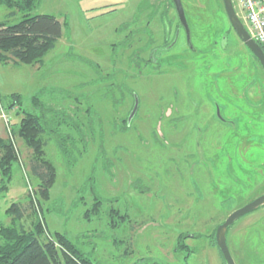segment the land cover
<instances>
[{
    "label": "rangeland",
    "instance_id": "1",
    "mask_svg": "<svg viewBox=\"0 0 264 264\" xmlns=\"http://www.w3.org/2000/svg\"><path fill=\"white\" fill-rule=\"evenodd\" d=\"M181 2L189 41L172 0H39L30 11L65 25L40 65L0 62V138L18 156L1 223L16 202L25 228L39 209L96 264H226L216 228L264 193V83L249 82L258 64L221 0ZM9 11L0 5V21ZM13 94L23 110L38 95L74 119L58 126L74 137L73 163L45 145L55 167L46 197L29 148L7 129ZM226 242L235 264H264V205L237 218Z\"/></svg>",
    "mask_w": 264,
    "mask_h": 264
},
{
    "label": "trees",
    "instance_id": "2",
    "mask_svg": "<svg viewBox=\"0 0 264 264\" xmlns=\"http://www.w3.org/2000/svg\"><path fill=\"white\" fill-rule=\"evenodd\" d=\"M38 2L39 0H0V5L10 10L5 19L0 21L1 63L12 61L16 64L40 65L45 55L55 47L57 39L62 36L65 23L55 16L30 15V11ZM17 12L21 13L19 21L9 23ZM227 37V32H224L222 42L226 41ZM245 47L247 48L246 45ZM262 49L264 51V48ZM249 52L258 64V70L248 80L251 82V79H257L263 87L264 69L256 56L250 50ZM139 59V56L133 59L137 67ZM263 94L264 87L259 92L260 99ZM12 97L13 101L7 108L16 106L15 114H18V117L9 122L11 132L29 148V171L37 179V185L46 197L48 187L55 176V167L46 157L44 148L47 141L53 139L67 163H73L74 137L60 131L58 127L62 124L68 125V119L74 120L73 116L59 113L52 106L44 103L38 95L32 96V110L21 109L18 94H13ZM74 127L78 132L80 131L79 136L83 139L81 128L77 125ZM44 135L47 137L45 138ZM15 161H18V156L12 141L8 138H0V193L8 188ZM6 211L11 215L12 222L10 224L0 222V264H96L67 235L57 231L50 232L39 209L36 214L34 211L29 229L20 223L23 209L19 203H11ZM180 245L183 249L187 248L181 241Z\"/></svg>",
    "mask_w": 264,
    "mask_h": 264
},
{
    "label": "water",
    "instance_id": "3",
    "mask_svg": "<svg viewBox=\"0 0 264 264\" xmlns=\"http://www.w3.org/2000/svg\"><path fill=\"white\" fill-rule=\"evenodd\" d=\"M178 20L180 24L183 26L187 41H189V26L185 17L184 8L182 5L181 0H172ZM224 10L226 13V16L228 18V21L230 25L232 26L235 33L238 35L240 40L247 46V48L256 56V58L259 60L262 68L264 69V51L262 47L254 41L248 31L246 30L245 26L241 22V20L238 18V16L235 13L232 0H222ZM138 106V99L135 97V103L134 106L128 116V122L131 121L133 116L136 113ZM217 114H219V111L217 109ZM264 205V193L256 197L254 200L250 201L249 203L245 204L244 206L232 211L226 219L218 225L216 228L215 233V241L217 244V247L222 254V257L226 264H235L229 248L227 246L226 242V231L228 227L239 217L242 215L251 212L255 209H257L259 206Z\"/></svg>",
    "mask_w": 264,
    "mask_h": 264
},
{
    "label": "built area",
    "instance_id": "4",
    "mask_svg": "<svg viewBox=\"0 0 264 264\" xmlns=\"http://www.w3.org/2000/svg\"><path fill=\"white\" fill-rule=\"evenodd\" d=\"M232 3L236 15L245 26L250 37L264 48V0H234V2L232 0ZM235 7L238 8V11ZM0 109H3L1 102ZM3 116L6 123L10 122L11 118L6 112ZM6 116L9 118L8 120ZM9 122L7 123V129L10 131Z\"/></svg>",
    "mask_w": 264,
    "mask_h": 264
},
{
    "label": "flooded vegetation",
    "instance_id": "5",
    "mask_svg": "<svg viewBox=\"0 0 264 264\" xmlns=\"http://www.w3.org/2000/svg\"><path fill=\"white\" fill-rule=\"evenodd\" d=\"M183 28V27H182ZM184 30V29H183ZM215 112L217 113L216 109H215Z\"/></svg>",
    "mask_w": 264,
    "mask_h": 264
}]
</instances>
